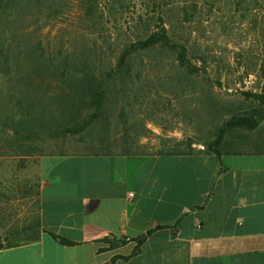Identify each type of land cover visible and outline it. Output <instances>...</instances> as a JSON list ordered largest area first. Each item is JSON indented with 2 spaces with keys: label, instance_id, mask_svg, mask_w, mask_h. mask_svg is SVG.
<instances>
[{
  "label": "rangeland",
  "instance_id": "rangeland-1",
  "mask_svg": "<svg viewBox=\"0 0 264 264\" xmlns=\"http://www.w3.org/2000/svg\"><path fill=\"white\" fill-rule=\"evenodd\" d=\"M92 4L95 12L87 10L88 0H48L0 14V237L27 231L37 221L40 157L93 145L15 140L8 126L13 123L6 119V103H24L27 89L38 97L72 93L71 83L65 85L57 69L68 65L72 72L86 63L97 75L108 72L116 69L132 43L160 25L168 28L177 49L186 47L188 61L200 73H188L176 52L163 47L135 52L130 58L133 74L142 72L138 94L132 96L138 117L135 129L141 134L134 149L154 153L172 145L185 151L191 141L193 148L205 147L224 121L251 104L246 93H264V0ZM123 88L113 85V99L103 113L107 124H99L118 137L123 130L118 121L126 99ZM90 109H85L88 114Z\"/></svg>",
  "mask_w": 264,
  "mask_h": 264
},
{
  "label": "crops",
  "instance_id": "crops-1",
  "mask_svg": "<svg viewBox=\"0 0 264 264\" xmlns=\"http://www.w3.org/2000/svg\"><path fill=\"white\" fill-rule=\"evenodd\" d=\"M134 145L40 157L39 231L0 264H264V146Z\"/></svg>",
  "mask_w": 264,
  "mask_h": 264
},
{
  "label": "trees",
  "instance_id": "trees-1",
  "mask_svg": "<svg viewBox=\"0 0 264 264\" xmlns=\"http://www.w3.org/2000/svg\"><path fill=\"white\" fill-rule=\"evenodd\" d=\"M46 1L48 0H0V14L13 7L19 12L24 7H28L29 3L39 5ZM87 10L95 12L96 7L92 4V0H88ZM173 42L169 29L160 25V29L151 30L148 36L124 49L116 69L113 68L97 75L96 72L89 70L86 63L81 65L82 67L72 70V72L67 69L68 65H65L64 69H57L58 75L65 85L71 83L72 93L66 94L64 90L61 91L62 87H60L61 94L60 92L53 95L45 93L38 97V95L30 94L31 92L27 89L24 103L21 101H17L15 105L13 102L10 103L11 101L9 104L6 103L8 106L4 111L6 112V119L12 121L13 124L4 123V125L11 126L15 140L21 141L28 139L50 140L58 137L68 141V138H74L82 143L92 142L103 153L112 152L111 150L119 143L121 148H126V145L132 146L141 138V134L135 129L138 117L135 114L137 109L132 106V96H137L139 79L142 76L140 71L134 74L132 72L129 63L133 53L152 51L159 47L171 49L176 52L177 59L188 73L191 75L200 73L196 65L188 61L186 47L182 46L181 49H177V45ZM49 66H52V63ZM115 83H120L126 87L122 89L126 99H124V105L120 109V118H118L120 125L123 126L119 137L113 136L109 126H107L108 128L100 127L106 123L103 113L113 99V85ZM16 89L17 85L13 89L14 92ZM246 95L248 100H252L251 104L246 107L247 109L234 112L229 119L218 127L214 139L204 143L207 152L222 154L224 152H237L244 148L259 149L264 146V93L249 92ZM90 108L92 112L88 114L85 109ZM193 142L187 144L191 150L193 149ZM19 144L23 147L21 143ZM39 228L40 223L36 221L34 226L27 231L25 229L22 232H17L13 237L10 235L0 237V249L33 240Z\"/></svg>",
  "mask_w": 264,
  "mask_h": 264
},
{
  "label": "built area",
  "instance_id": "built-area-1",
  "mask_svg": "<svg viewBox=\"0 0 264 264\" xmlns=\"http://www.w3.org/2000/svg\"><path fill=\"white\" fill-rule=\"evenodd\" d=\"M133 197H134V193H133V192H130V193H129V199H130V200H133ZM127 240H128V241H131L132 239H131V238H128Z\"/></svg>",
  "mask_w": 264,
  "mask_h": 264
}]
</instances>
